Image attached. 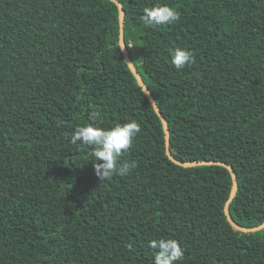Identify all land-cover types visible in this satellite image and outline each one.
Instances as JSON below:
<instances>
[{
  "label": "trees",
  "instance_id": "trees-1",
  "mask_svg": "<svg viewBox=\"0 0 264 264\" xmlns=\"http://www.w3.org/2000/svg\"><path fill=\"white\" fill-rule=\"evenodd\" d=\"M116 1L171 156L231 166V218L262 224L264 0ZM156 5L180 20L145 26L143 9ZM118 41L111 0H0V264H153L149 241L159 238L180 243L176 264H264V229L237 231L224 214L229 170L168 158ZM171 47L195 62L177 70ZM133 120L141 131L119 163L136 166L100 181L91 149L71 135Z\"/></svg>",
  "mask_w": 264,
  "mask_h": 264
},
{
  "label": "clouds",
  "instance_id": "clouds-1",
  "mask_svg": "<svg viewBox=\"0 0 264 264\" xmlns=\"http://www.w3.org/2000/svg\"><path fill=\"white\" fill-rule=\"evenodd\" d=\"M141 20L148 27L171 25L180 20V13L168 5H156L144 8ZM168 52L171 64L177 70L195 62L192 52L187 49L171 47ZM93 118L99 119L95 115ZM140 131V125L134 120L116 124L112 128H101L92 124L77 126L71 135V143L79 142L91 149L95 174L100 181H104L116 175L123 177L136 166L135 161L122 164L119 161L130 149L133 138ZM128 247L131 248V245ZM149 247L154 250L153 264H176L184 256V250L176 239H152Z\"/></svg>",
  "mask_w": 264,
  "mask_h": 264
},
{
  "label": "water",
  "instance_id": "water-1",
  "mask_svg": "<svg viewBox=\"0 0 264 264\" xmlns=\"http://www.w3.org/2000/svg\"><path fill=\"white\" fill-rule=\"evenodd\" d=\"M113 2H115L118 6L119 9V41H118V45L121 49V52L123 54L124 60L129 68V70L131 71V73L134 75L135 79L137 80L139 86L142 88L143 92L145 89V95L147 96L150 104L153 106L155 112L157 113V115L159 116L161 122H162V126H163V130H164V135H165V146H166V154L168 156V158L174 162L175 164L181 166V167H196V166H205V165H221L225 168H227L231 174L232 177V189L229 195L228 200L226 201L225 205H224V214L229 222V224L237 231L243 232V233H253V232H258L260 230L264 229V222L258 226L255 227H242L239 226L237 223H235L233 221V219L230 216L229 213V204L230 202L233 200L236 192H237V188H238V184H237V179L234 173V170L231 166H229L226 163H222V162H212V161H199V162H180L175 160L170 152H169V132H168V126H167V122L165 120V118L162 116V114L159 111V108L157 107L155 100L153 99V97L151 96V94L149 93L148 88L146 87V85L144 84L143 80L141 79V77L139 76V74L137 73L136 69L134 68L131 59L128 55L127 49H126V45L124 43V10L122 5L117 2L116 0H111ZM154 104V105H153Z\"/></svg>",
  "mask_w": 264,
  "mask_h": 264
},
{
  "label": "rangeland",
  "instance_id": "rangeland-1",
  "mask_svg": "<svg viewBox=\"0 0 264 264\" xmlns=\"http://www.w3.org/2000/svg\"><path fill=\"white\" fill-rule=\"evenodd\" d=\"M140 34V31L137 29L133 32H130L129 33V36L132 37V38H135L136 36H138ZM140 54L138 53H134V61L136 64H139L140 63Z\"/></svg>",
  "mask_w": 264,
  "mask_h": 264
}]
</instances>
